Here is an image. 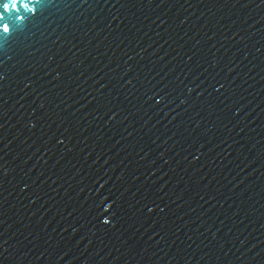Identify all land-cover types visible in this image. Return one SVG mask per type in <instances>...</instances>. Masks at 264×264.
<instances>
[{"label":"water","instance_id":"95a60500","mask_svg":"<svg viewBox=\"0 0 264 264\" xmlns=\"http://www.w3.org/2000/svg\"><path fill=\"white\" fill-rule=\"evenodd\" d=\"M0 264H264V0H0Z\"/></svg>","mask_w":264,"mask_h":264},{"label":"snow or ice","instance_id":"6c2138e0","mask_svg":"<svg viewBox=\"0 0 264 264\" xmlns=\"http://www.w3.org/2000/svg\"><path fill=\"white\" fill-rule=\"evenodd\" d=\"M5 10H7V5H5ZM4 30H5V31H8V27H7V25L4 26Z\"/></svg>","mask_w":264,"mask_h":264}]
</instances>
